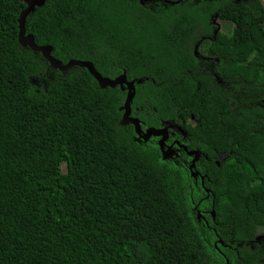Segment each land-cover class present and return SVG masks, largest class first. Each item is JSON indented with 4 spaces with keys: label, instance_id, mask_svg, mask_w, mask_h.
I'll return each mask as SVG.
<instances>
[{
    "label": "trees",
    "instance_id": "1",
    "mask_svg": "<svg viewBox=\"0 0 264 264\" xmlns=\"http://www.w3.org/2000/svg\"><path fill=\"white\" fill-rule=\"evenodd\" d=\"M39 2L26 36L132 82L138 130L0 0V264H264V0Z\"/></svg>",
    "mask_w": 264,
    "mask_h": 264
},
{
    "label": "water",
    "instance_id": "2",
    "mask_svg": "<svg viewBox=\"0 0 264 264\" xmlns=\"http://www.w3.org/2000/svg\"><path fill=\"white\" fill-rule=\"evenodd\" d=\"M28 1V5L27 7L21 12L20 14V19H19V41L22 45L24 46H28L30 47L32 50L36 51V52H40L44 58L50 63V65L53 68L59 69L61 72H65L66 70H68L69 68H71L72 66H81V67H85L88 69V71L101 83V84H107V85H114V84H121L124 83L128 86V95L126 98V104H125V113H124V117L126 120H132L135 122L136 124V129L138 130L137 127V123L134 119H132L131 117H129L128 113H129V108H130V100L132 97V86L133 83L129 82L125 77L123 78H116V79H108L105 77H102L101 75L97 74L95 72V70L93 69V66L91 64V62L89 61H84V60H70L67 64L62 65L60 63H58L50 54V47L48 46H40L38 45L33 37H29L26 36L25 34V24H26V17L29 14V12H31L36 5L40 4L41 2H39V0H27ZM160 133H163V130H156V131H149L147 132L144 137H147L149 135H158ZM198 157V154L196 153V158L193 162V164H195V161ZM228 264V263H227Z\"/></svg>",
    "mask_w": 264,
    "mask_h": 264
},
{
    "label": "rangeland",
    "instance_id": "3",
    "mask_svg": "<svg viewBox=\"0 0 264 264\" xmlns=\"http://www.w3.org/2000/svg\"><path fill=\"white\" fill-rule=\"evenodd\" d=\"M209 24H210L212 31L221 30L225 33H231L232 28H233V23H231L229 21H221L216 16L210 18ZM197 52L199 54H201L200 53L201 49L198 48ZM67 71L68 70H66L64 73L66 74ZM53 81H54L53 75L51 73H47L43 78H41L39 80L38 79L35 80V83L38 85L40 84L42 86L49 87L53 83ZM63 168L65 169V166H63ZM259 230L260 231L258 233L257 241H258V243H262V245H264V227H261Z\"/></svg>",
    "mask_w": 264,
    "mask_h": 264
}]
</instances>
